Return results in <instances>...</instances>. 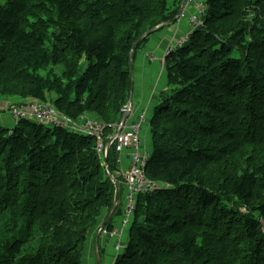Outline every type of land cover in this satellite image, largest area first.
<instances>
[{"label":"trees","instance_id":"1","mask_svg":"<svg viewBox=\"0 0 264 264\" xmlns=\"http://www.w3.org/2000/svg\"><path fill=\"white\" fill-rule=\"evenodd\" d=\"M206 3L205 25L166 58L171 93L149 119L147 175L170 186L138 195L114 264H264V0ZM176 13L170 0H0V96L52 93L73 118L117 121L130 52ZM96 146L32 119L0 125V264H88L89 233L107 210L115 228L125 193L115 145L105 158Z\"/></svg>","mask_w":264,"mask_h":264},{"label":"built area","instance_id":"2","mask_svg":"<svg viewBox=\"0 0 264 264\" xmlns=\"http://www.w3.org/2000/svg\"><path fill=\"white\" fill-rule=\"evenodd\" d=\"M196 1V0H195ZM199 7V13L191 16L193 29L202 27L204 24L203 15L206 12V4L196 1ZM189 38V34L184 36L177 45H170L166 49L161 63L164 65L166 57L172 53L177 46L184 44ZM153 58V56H150ZM11 112L14 121L21 119H32L46 126L66 128L92 138H95L96 149L102 157H107L109 145L114 144L119 154L129 150L130 163L126 170L116 171V175L123 177L125 193L122 196V225L111 231V235L118 236L124 231V228L130 225L133 213L136 207V200L141 193H151L156 190L167 188L170 185L157 182L147 175V164L150 158V152L142 149L141 132L145 123L144 113L131 121L134 114V107H130V114L124 123L122 117L117 121L107 122L100 117L89 112L81 113L76 117H71L59 111L50 102H41L38 100L18 102L12 106ZM112 128L115 132L108 138V144L105 142L106 131ZM107 163V161H106ZM102 232H107L105 228H100ZM119 247H121L119 245Z\"/></svg>","mask_w":264,"mask_h":264},{"label":"crops","instance_id":"3","mask_svg":"<svg viewBox=\"0 0 264 264\" xmlns=\"http://www.w3.org/2000/svg\"><path fill=\"white\" fill-rule=\"evenodd\" d=\"M193 12H196V9L194 6L189 4L186 7L184 16L180 19V21L177 20L174 23L168 24L161 30L160 33L157 32L153 35V37L150 38V40L145 43L148 44L146 49H142L145 45L144 44L141 49L135 52V56L133 58L134 84L131 89L133 92L132 105L135 112L131 117V121L144 113L145 122H147V126L149 127V119L151 118L150 113L153 109V106L158 104L159 96L162 95L161 93L170 89L168 75L166 77L164 75V71H166V69L162 66L161 60L173 36H175V38L179 40L190 32L188 17ZM172 31H175L176 34H173ZM148 54H153V58L148 57ZM135 97L138 99L137 105H134ZM8 107L5 108V110L7 111V115L5 112H0V122H5L1 125H11L12 122H14L13 117L8 110ZM148 127L143 125V130L141 132L145 151L148 150V140L150 132V127ZM129 152L130 151L127 150L125 153L120 154L121 166L123 171L128 168L130 163ZM108 213V210L105 211L106 216L108 215ZM123 234L124 232L122 233V235L118 236L119 240L120 238L122 239ZM93 238L94 236L92 237V239Z\"/></svg>","mask_w":264,"mask_h":264},{"label":"rangeland","instance_id":"4","mask_svg":"<svg viewBox=\"0 0 264 264\" xmlns=\"http://www.w3.org/2000/svg\"><path fill=\"white\" fill-rule=\"evenodd\" d=\"M183 1V0H182ZM181 0H170V7L171 9L173 10V13L176 12L177 10V15L175 18H179V10L182 8V5H183V2ZM194 0H188L185 7H187L189 4H191ZM200 1H204V0H200ZM4 2V0H3ZM196 9V11L198 10V6L197 4L196 5H193ZM195 12L191 13L190 16L188 17V22L190 24V31H192L193 29V26L191 24L192 20H191V16L192 14H194ZM167 26V25H166ZM166 26H163V28H165ZM162 28V29H163ZM161 29V30H162ZM161 30L157 31L158 33L161 32ZM166 30V29H165ZM173 34H176L175 31H172ZM156 34V33H155ZM188 34V33H187ZM186 34V35H187ZM154 35V34H153ZM153 35L151 37H153ZM182 38H180L179 40L175 38V36L172 37V42L174 43V45H177L180 40ZM150 40V39H149ZM169 44V43H168ZM148 44H145L144 47L142 49H146ZM89 64V61L87 60V58L84 56L80 59V67H79V73H82L88 66ZM54 70H55V73H57L58 75H62L63 74V71H64V67L62 65H55L54 66ZM164 75L165 77L167 76L166 74V71H164ZM112 92H115V90H112ZM170 90L167 91V94H170ZM54 97V94H50V99H52ZM126 99L128 96H126ZM138 99L135 97L134 99V105H137L138 104ZM12 101H17V97L16 96H0V112L1 113H6L7 115V111H5V108H7L11 103ZM163 101L162 99V95L159 96V100H158V104L153 106V109L150 113V116H152L155 111L157 110L156 108H158V106L160 105V103ZM124 106L127 104V102H123L121 105ZM123 106V107H124ZM5 122H0V125L1 124H4ZM146 127L147 126V122H145L144 124ZM4 127H12L14 126V122H12L11 125H3ZM149 128V127H148ZM150 130V128H149ZM142 139V138H141ZM92 143L94 144V141H92ZM142 149L145 150L144 148V145H143V142H142ZM152 150V136H151V133L149 132V140H148V152H151ZM117 160L119 162V166L117 165L118 167V171H123L122 170V166H121V160H120V154L118 155L117 157ZM106 169V171L108 173H110V170H109V164L106 163L105 160H103V163H102ZM112 171H115L114 169V165L112 164ZM121 178V177H120ZM104 213V212H103ZM106 217L105 213L102 215V217L99 219V222L97 224L96 227L100 228L102 225H103V219ZM122 216L121 215H115L113 217V225L117 228H120L121 225H122ZM128 228H129V225L126 226L124 228V234H123V237H122V241L119 242V239H118V236H110V235H106V234H101L99 235V238L97 239V237H95L94 235H91L93 230L89 233V239H88V242L90 241L92 245L91 247V253H88V250L86 251V255L84 253V258L86 257L87 259V262L88 264H114V261L116 259V256L119 252H122V249L121 248L120 250L117 249V245L120 243V244H126L127 241H128ZM94 236V238L92 239V237ZM118 239H116V238ZM40 246V243L37 242V245L34 247L33 251H37V249L39 248ZM99 248V250H98ZM101 251V254L98 253V251Z\"/></svg>","mask_w":264,"mask_h":264},{"label":"clouds","instance_id":"5","mask_svg":"<svg viewBox=\"0 0 264 264\" xmlns=\"http://www.w3.org/2000/svg\"><path fill=\"white\" fill-rule=\"evenodd\" d=\"M183 1H184V0H183ZM183 1H182V2H183ZM187 1H188V0H187ZM196 1H198V2H200V3H204V4H206V6H207V8H206V12H205L204 15H203V20H204V24H203V26H204V25H205V16H206V14H207V12H208V4L206 3V0H204V1L196 0ZM196 1L194 0L190 5H192V6H193V5H196ZM186 3H187V2H186ZM186 3H185V5H186ZM185 5L182 6V8L179 10V13H178V14H179V18H176V19H175L174 21H172V22L166 23L164 26H166V25H168V24H171V23H174V22H176L177 20L180 21V19L184 16V11L186 10ZM198 13H199V7H198V10H197L194 14H198ZM194 14H192V15H194ZM203 26H202V27H203ZM199 28H201V27H199ZM157 29H158V28H157ZM196 29H198V28H196ZM196 29L190 31V32L188 33L189 36H190L191 33L194 32ZM155 33H157V32H155ZM155 33H153V34H155ZM153 34H152V35H153ZM188 34H187V35H188ZM152 35H151V36H152ZM151 36H150V38H151ZM150 38H149V39H150ZM145 43H146V42H145ZM172 44L174 45V43L171 41L170 44H169L168 46H170V45H172ZM182 45H183V44H182ZM177 47H178V46H177ZM177 47H176V48H177ZM167 48H168V47H167ZM176 48H175V49H176ZM174 51H175V50H174ZM174 51H173V52H174ZM165 53H166V51H165ZM170 54H171V53H170ZM170 54H169V55H170ZM169 55H168V56H169ZM150 56H153V54H148V57H150ZM168 56H167V57H168ZM167 57H166V58H167ZM165 61H166V60H165ZM132 63H133V57H132ZM162 66L165 68V63H164V65L162 64ZM165 69H166V68H165ZM130 72H131V63H130ZM131 74H132V78H133V81H132V82L134 83V76H133V73L131 72ZM132 78H131V79H132ZM131 89H132V87H131ZM53 98H54V97H53ZM53 98L50 99V95H49V98L46 99V101L39 100V99H35V98H26V99H24V100H23V99H17V101H15V102L18 103V102H23V101L38 100V101H41V102H50V103H52V104L56 107V105H55V103H54V101H53ZM126 105H127V104H126ZM126 105H125V106H126ZM125 106H124V107H125ZM131 106H133V105H131ZM131 106H130V107H131ZM130 107H129V114H130ZM56 108H57V107H56ZM57 109H58V108H57ZM129 114H128V116H129ZM12 115H13V114H12ZM121 116H123V113H122ZM14 123H15V121H14ZM149 123H150V122H149ZM102 227L104 228L103 225H102L100 228H102ZM100 228H98L97 230H96V228H95V229L93 230V232H92L91 235L96 236L97 239L99 238V235H101V234H106V235L113 236V235H111V231H112V230H111V231H108V229H107V230H106L107 232H104V231L102 232V230H100ZM116 228H117V227H116ZM105 229H106V228H105ZM114 229H115V228H114ZM114 229H113V230H114ZM128 230H129V228H128ZM121 235H122V234H121ZM116 236H117V235H116ZM118 236H119V235H118ZM120 241H122L121 238H120L119 242H120ZM86 245H87L88 253H91V247H92L93 244H91L90 241H89L88 244H86ZM119 245H120L121 247H119ZM124 245H125L124 243H123V244H120V243H119V244L117 245V249L120 250L121 248L124 247ZM98 250H99V248H98ZM101 251H102V250L98 251V253L101 254Z\"/></svg>","mask_w":264,"mask_h":264},{"label":"water","instance_id":"6","mask_svg":"<svg viewBox=\"0 0 264 264\" xmlns=\"http://www.w3.org/2000/svg\"><path fill=\"white\" fill-rule=\"evenodd\" d=\"M186 2H187V0H184L182 6H184ZM158 27H159V26L154 27V28H152V29L146 31V32H145V33L139 38V40L137 41L136 44H139L144 38H146L147 35H149V34L152 33L153 31H155ZM136 44H135V45H136ZM130 57H131V61H130V63H131V72L133 73L132 52H130ZM132 81H133V78H132ZM133 84H134V83L132 82V87H133ZM132 103H133V92L131 93V96H130V99H129L127 105L123 108V117H122V119H123V122H124V123L127 121L128 114H129V107L132 105ZM108 149H109V147H108ZM108 149H107V151H108Z\"/></svg>","mask_w":264,"mask_h":264}]
</instances>
